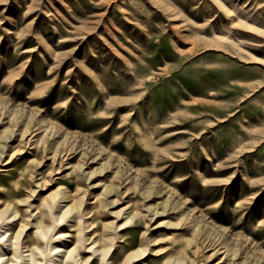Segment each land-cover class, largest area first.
<instances>
[{
    "label": "rangeland",
    "instance_id": "1",
    "mask_svg": "<svg viewBox=\"0 0 264 264\" xmlns=\"http://www.w3.org/2000/svg\"><path fill=\"white\" fill-rule=\"evenodd\" d=\"M0 235L264 264V0H0Z\"/></svg>",
    "mask_w": 264,
    "mask_h": 264
},
{
    "label": "bare ground",
    "instance_id": "2",
    "mask_svg": "<svg viewBox=\"0 0 264 264\" xmlns=\"http://www.w3.org/2000/svg\"><path fill=\"white\" fill-rule=\"evenodd\" d=\"M43 215V214H42ZM41 222H42V217H38L37 219V223H39V225L37 226V229L39 230L40 232V239L41 238H44L46 236V232H48L47 230H44L41 226ZM36 223V224H37ZM21 227H24L23 223L21 224ZM62 234V233H61ZM3 237V235H0V238ZM10 239V238H9ZM14 239H16V237H14ZM7 240V239H6ZM5 240V241H6ZM11 240V239H10ZM37 243H39V241L37 240ZM9 246L12 247L13 249V258L15 259L13 261V259L11 258L9 261L5 262V264H16L17 263V260L20 258L19 254H18V247L16 245L15 242H11L9 244ZM52 251H54L55 254L57 253H60L61 255L59 256V258L57 260L54 261L53 264H72L70 261L71 260H74L75 257H76V254L75 252L77 251V248H73L72 250H68V251H65L64 248H61L60 246H55V247H52L51 248ZM1 254H0V260H1ZM29 261L30 263L29 264H37V259L35 258V253L33 252V250H31L30 254H29ZM70 259V260H69ZM130 259V258H128ZM77 262V261H76ZM118 261L115 262V260L113 261V264H118L117 263ZM74 264V263H73ZM85 264V262L83 263Z\"/></svg>",
    "mask_w": 264,
    "mask_h": 264
}]
</instances>
